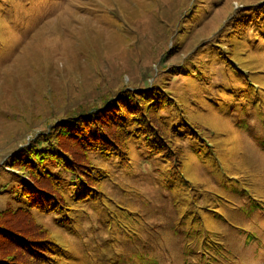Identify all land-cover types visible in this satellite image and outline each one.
<instances>
[{
	"label": "rangeland",
	"instance_id": "obj_1",
	"mask_svg": "<svg viewBox=\"0 0 264 264\" xmlns=\"http://www.w3.org/2000/svg\"><path fill=\"white\" fill-rule=\"evenodd\" d=\"M263 1L0 0V224L12 231L36 224L3 214L14 206L9 191L18 172L8 165L16 151L106 97L155 90L170 100L144 120L161 115L159 123L170 126L185 117L201 140L180 141L198 153L182 159L180 178L168 172L167 160L180 162L149 121L154 143L128 141L125 158L98 160L102 196L134 233L109 228L101 201L98 213L86 207L65 226L42 215L37 222L46 232H29L62 240L65 264H109L114 257L123 264H207L199 248L209 264H257L256 243L245 238L253 233L264 242L252 222L260 219L264 229V30L248 28L241 41L234 36L233 48L220 39L240 31L243 13ZM202 143L208 146L201 151ZM207 190L223 198L213 200ZM257 250L264 261V249ZM11 252L0 237V257Z\"/></svg>",
	"mask_w": 264,
	"mask_h": 264
},
{
	"label": "trees",
	"instance_id": "obj_2",
	"mask_svg": "<svg viewBox=\"0 0 264 264\" xmlns=\"http://www.w3.org/2000/svg\"><path fill=\"white\" fill-rule=\"evenodd\" d=\"M249 14L254 17L246 22L244 17H248ZM256 15L258 17H255ZM240 20H242L243 28L240 31L231 29L230 32H225L220 39L222 40L221 44L226 42L230 48H233L234 36L235 40L241 41L240 38L245 35L248 28L261 27L264 30V3L259 8L245 11ZM227 59L229 60V58ZM200 69L202 70V67ZM194 70L198 71V74L202 73L199 69ZM43 89L45 90V88ZM111 98H114V95L106 97L101 106L91 108L93 111L88 109L76 113L74 115L76 118L73 121L70 120L74 116L72 118L65 117L63 124L36 141L39 144H30L12 155L8 167L18 172L16 182L13 183L9 191L14 206L5 209L3 214L11 215L14 212L16 215L27 218L28 221L33 220L36 224L33 225V228H22L17 231H12L14 228L8 225L0 224L2 242L11 246L14 251L9 256L0 257V264H58V262L65 264L70 260V257L63 253L64 243L62 240L40 237L39 235L33 236L29 231L33 229L34 232H46L47 229L37 222V220L40 221L42 215L54 214L58 217L56 221L65 226L69 222L73 223L75 218L79 219L86 207L93 208L94 212L98 213L101 209L97 210L96 206L100 204V201L107 206L104 222L108 227L114 232L133 234L134 230L126 227L122 219L114 212L113 205L115 204L111 201L108 202L109 199L102 196L104 195L100 188L102 169L97 163L98 160L108 159L112 155L125 158L126 142H138L142 138L146 139L145 142L154 143L153 140L156 139L154 130H157L160 135L159 139L163 138L158 142L167 145L168 154L180 162L177 164L170 160L166 161L169 162L168 172L170 171V174L179 178L181 173L178 171L182 170V159L186 155L198 156V153L194 151L189 153L180 143L183 138L191 139L193 143L198 142V139L201 138L195 133H190L187 129L189 123L185 117L178 123L170 122V126L159 123L158 119L162 117L161 115L156 117V122L152 119L144 120V115L152 118L156 110H162L170 100L169 95L164 97L163 93H157L155 90L150 93L132 90L129 93L120 94L119 101H110ZM106 102H108V106L102 108ZM115 104L119 106L116 112H114ZM237 108L240 109L238 106ZM148 121L154 126L153 131L146 130L149 126ZM136 129L139 131L134 132ZM259 134L261 137L258 140L264 150V134ZM205 145L208 146L204 143L197 144L199 148L201 147L199 149L201 151L204 150ZM146 147L151 152L155 146ZM203 157L204 154H201L200 158ZM208 195H212L213 200L223 198L220 192L214 190H207L206 196ZM248 206L255 207L252 204ZM258 211L262 213L260 216L264 219V210L258 209ZM72 217L74 218L68 221ZM252 222L258 229L261 227L259 233L260 231L264 232L260 219L255 223L253 220ZM249 239L256 243L255 248H252L255 250L252 251L254 259L257 264H264L256 252L257 248L264 249L263 239L253 233L246 236L245 241H249ZM201 249L199 248L201 258H207L205 262L209 264L207 250L201 252ZM65 252L69 254V251ZM188 263L187 260L186 264ZM109 264L123 263L119 257H114L109 261ZM139 264L163 263L149 259ZM195 264H202V261Z\"/></svg>",
	"mask_w": 264,
	"mask_h": 264
}]
</instances>
